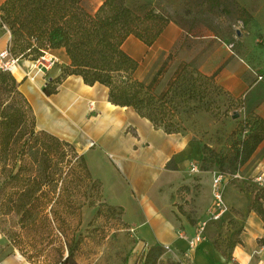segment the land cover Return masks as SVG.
<instances>
[{
	"label": "crops",
	"instance_id": "1",
	"mask_svg": "<svg viewBox=\"0 0 264 264\" xmlns=\"http://www.w3.org/2000/svg\"><path fill=\"white\" fill-rule=\"evenodd\" d=\"M5 1L0 0V5ZM104 1L93 10L87 0L83 6L95 14ZM233 1L251 17L254 36L264 39V0ZM167 8L169 12L163 14L160 8L154 9L165 18L154 42L149 45L132 34L123 43L124 51L150 72H157L170 59L172 74L182 63L205 75L216 74L229 95L241 98L249 92L250 114L264 118V83L249 86L246 75L248 67L264 66L262 54L251 60L235 51L207 26V10L195 9L190 0H183V7L168 4ZM11 42L10 29L0 24V51ZM50 51L56 64L34 81L27 77L33 67L31 60H20L13 74L20 76L19 89L36 129L69 142L85 157L93 179L101 183L104 201L122 208L127 230L142 247H162L182 264H264V198L262 213L253 207L254 190L263 188L257 178L264 177V141L252 156L254 163L247 174L240 169L234 173L238 178L226 180L224 213L208 224L204 239L191 249L198 224L178 213L174 204L177 189L192 175L202 184L201 209L208 207L207 213L212 204L215 172L197 175L191 171L202 158L201 145L212 146L201 135L203 129L169 133L156 127L134 108L114 105L107 86L86 84L82 76L67 74L71 60L64 47ZM0 264L31 263L2 253Z\"/></svg>",
	"mask_w": 264,
	"mask_h": 264
},
{
	"label": "rangeland",
	"instance_id": "2",
	"mask_svg": "<svg viewBox=\"0 0 264 264\" xmlns=\"http://www.w3.org/2000/svg\"><path fill=\"white\" fill-rule=\"evenodd\" d=\"M190 1L195 9L207 10L204 16L207 26L235 51L251 60L260 58L259 53L261 58L264 57V39L260 35L254 36L251 17L233 0ZM99 2L87 0L91 10ZM125 3L142 15L156 7L162 14L167 13L168 4L174 8L183 7V0H125ZM2 5L0 24L13 34L18 24L5 20ZM14 38L16 44L18 36ZM34 56L29 50L24 59L31 60ZM170 68L171 62L167 59L162 67L163 76L153 89L157 97L168 90L178 73L176 70L172 74ZM155 74L140 65L135 72V76L146 84L152 82ZM246 75L249 86L262 84L264 66L248 67ZM17 77L20 78L5 74L0 80V254H14L31 264H182L161 247L146 248L138 243L127 230L122 211L104 201L99 183L88 178L81 160L74 156L68 145L61 146L45 136L39 138L44 131L36 129ZM214 81L213 84L203 81L206 96L202 103L189 100L188 105L183 102L179 83H175L168 94L176 105L171 120L175 127L168 123L160 127L167 132L182 128L196 132L203 129L201 135L204 134L212 146L201 145L202 158L194 164L198 166L197 171L192 170L194 165L191 166V171L197 175L216 171L228 175L241 169L245 176L246 169L254 162L250 159L242 165L239 152L243 140L253 129L252 123L260 117L251 115L248 110L249 92L235 98L219 86L221 89L217 94L214 84H220L216 74ZM208 105L214 112L205 111ZM4 115L8 117L6 122H3ZM169 166L174 167L172 163ZM20 167L23 170L21 178H14ZM191 177L177 189L174 206L191 223L198 224L207 217L208 207L201 209L202 184L198 176ZM254 194V201L256 197L264 198L260 189H255ZM23 204L26 209H31L28 213L24 214ZM70 249H73V255L66 260Z\"/></svg>",
	"mask_w": 264,
	"mask_h": 264
},
{
	"label": "trees",
	"instance_id": "3",
	"mask_svg": "<svg viewBox=\"0 0 264 264\" xmlns=\"http://www.w3.org/2000/svg\"><path fill=\"white\" fill-rule=\"evenodd\" d=\"M83 1L6 0L1 6V10L5 12V20L13 25L18 24V29L12 34V53L24 59L31 50L35 54L31 60H35L46 49L64 47L71 60V67L65 70L67 74L82 76L86 84L100 83L107 86L110 101L114 105L134 108L156 127L163 126L164 123L175 127V123H171V120L175 116L176 105L168 98L169 91L175 83H179L185 105L189 104V100L199 103L204 101L206 87L203 81L213 84L216 82L215 74L205 75L188 63L179 65L174 81L161 97H157L153 89L163 76L162 68L156 72L149 84L135 76L138 63L124 51L123 43L133 34L142 38L147 44H152L162 30L164 17L161 18L153 9L147 15H142L125 3V0H105L96 13L91 14L84 10ZM15 35L18 36L16 44ZM0 74L2 80L5 74L11 73L0 72ZM215 84L214 90L219 94L222 87ZM45 90L48 94L51 93L48 88ZM198 108L203 109L201 105H198ZM205 111L214 112L211 105H208ZM7 118V115H4L3 122H6ZM258 119L257 122L252 123L253 129L242 142L239 152L242 165L252 158L264 141V118ZM44 136L59 142L61 146L68 145L74 151V156H78L81 160L88 178L93 179L85 157L78 155L72 144L47 132L42 133L39 138ZM46 159L48 160V157ZM216 164L222 165V163ZM22 171L20 167L13 177L21 178ZM98 183L101 188V183ZM260 190L264 192V187ZM260 199L255 198L253 207L262 213ZM57 202L58 199L55 203ZM21 208L24 214L31 210L26 209V204L21 205ZM118 208L122 211V208ZM72 255L73 249H70L66 260Z\"/></svg>",
	"mask_w": 264,
	"mask_h": 264
},
{
	"label": "built area",
	"instance_id": "4",
	"mask_svg": "<svg viewBox=\"0 0 264 264\" xmlns=\"http://www.w3.org/2000/svg\"><path fill=\"white\" fill-rule=\"evenodd\" d=\"M51 49H46L43 53L36 58L31 60L33 63L32 70L27 74V77L34 81L39 75L43 74L46 70L52 68L56 62L57 58L51 53ZM22 60L19 56H15L11 50V44L6 49L0 51V72H8L14 74L18 70V64ZM261 78V77H260ZM198 166L194 165L192 167L193 171H197ZM238 174H225L219 171L214 173L213 179V200L212 204L208 210L207 217L200 221L196 228V233L194 236V241L191 249H195L197 244L204 239V234L208 224L212 221H216L221 217L225 211V202L223 191L225 187V182L229 178H238ZM257 181L264 187V177L260 176Z\"/></svg>",
	"mask_w": 264,
	"mask_h": 264
}]
</instances>
